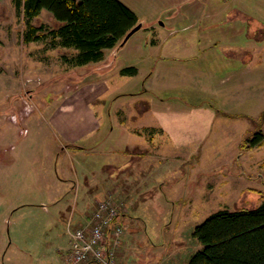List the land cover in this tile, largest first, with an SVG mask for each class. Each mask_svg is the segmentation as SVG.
<instances>
[{"label": "rangeland", "instance_id": "374dc122", "mask_svg": "<svg viewBox=\"0 0 264 264\" xmlns=\"http://www.w3.org/2000/svg\"><path fill=\"white\" fill-rule=\"evenodd\" d=\"M120 1L138 16L142 29L124 48L108 51L102 63L81 69L73 76L77 68L70 61L77 52L62 48L59 39L48 35L42 42L25 44L28 27L15 1L0 0V264H66L68 231L75 230L81 221V225L87 223L92 214L81 220L78 208L72 206L76 186L71 182L60 183L57 168L59 176L67 172L74 183L79 177V203L88 187L87 179L81 181L83 170L95 175L102 185L118 184L128 193L124 198L127 209L123 207L126 213L121 217L124 236L117 264H188L202 248L193 233L208 217L226 209L254 210L264 202V144L245 148L246 141L255 133H264V0ZM196 7L211 12L185 13ZM190 23L199 32H207V40L202 41L195 56H199V49L209 48L206 55L201 61L190 60L191 64H171L176 68L170 67L164 81L159 78L155 83L158 87L152 88L165 101L166 112L173 110L184 115L182 129L191 128V134L171 135L169 140H176L175 148L166 142L161 174L153 168L142 181L133 178L131 185L123 179L106 181L96 173L112 163L102 149L86 154L60 151L62 138L49 124V109L46 111L44 107L57 98L60 88L76 85L77 78L83 84L101 81L99 71L112 64L113 69L135 67L139 74L130 79L121 74L101 84L97 88H102L105 94H111L113 87L123 88L127 93L147 89L141 80L156 64L160 67L157 61L160 51L151 46L157 37L154 31L172 36L171 33L181 30L187 35ZM31 24L44 26L46 34L60 25L46 11ZM163 45L160 49L164 52L180 55L195 50L194 46L184 49L181 45L176 51ZM237 49L259 52L248 51L249 54L244 52L233 61L227 60L225 53ZM236 68L245 71L244 88H227L229 84L235 85L236 79L219 88L220 80ZM103 97L104 101L108 98ZM123 98L118 100L117 107L130 103L120 109L123 111L120 116L140 117L150 111L153 102L157 106L156 101L146 104L136 103L137 99L131 102V96ZM113 102L112 98L106 100L107 114ZM17 103L20 113H33L35 119L31 117L32 121L26 125L18 123L14 117ZM199 105L209 110L215 107L229 116L216 121L212 115L213 132L225 124L226 128L207 143L201 136L206 124L200 121L194 126L192 121L195 109L191 107ZM117 162V166L125 165L123 161ZM43 165L46 174L40 168ZM183 176L186 180L177 183ZM46 179L49 185H41ZM59 190L70 194L67 199L69 208L76 211L74 217L64 209L65 198L57 206L50 204ZM94 195L91 192L87 197ZM38 202L48 203V209L32 205Z\"/></svg>", "mask_w": 264, "mask_h": 264}, {"label": "crops", "instance_id": "0c3cea01", "mask_svg": "<svg viewBox=\"0 0 264 264\" xmlns=\"http://www.w3.org/2000/svg\"><path fill=\"white\" fill-rule=\"evenodd\" d=\"M210 12V10L208 11L203 7H196L188 9V11L185 13H205L208 15V13ZM189 26L190 31L187 33V35H183L184 33H181V30H179L175 34L171 33L172 36H162L159 35L157 31H154V35H157V37L153 38L151 46L153 48H158V50L160 51V55L157 53L159 56L157 61L158 63H160V67L158 68V65L156 64L154 66V69L148 72L145 78L141 80L143 88H146L147 85V89H144L137 93H127L128 91L126 92V90H124L123 88L113 87V89L111 90V94H105V91L102 88L97 87H101V84H105L106 82L110 81V79H112L113 77L121 75L122 70L127 68H135L118 67L116 69H113L114 66L110 64L107 69H101L99 71L98 74L100 75V78H103L101 81L83 84L80 83V79L77 78L75 80L76 85H72L71 87H66V85L65 88H60V93L56 96L57 98L54 99L53 102H51V104H43L46 111H48L47 109H49V124L53 126L56 131H58L62 138L61 144L59 143L60 151H78L79 153L86 154L92 153L93 151L98 149H102V151H104L105 154L110 158L109 160H111L112 163L109 166L108 164H105L102 170L96 171V173L99 174L101 178H104L106 181L112 180L116 182L123 179L125 183L131 185L134 180L137 182L142 181L146 176L145 174H150L153 171V168L155 169V173L161 174L160 167L165 162L166 156L164 155V153L165 148L168 146L166 145V142L172 143L170 144V147L175 148L176 140H169L171 135H183L184 133L191 134V128L189 129V131L182 129L181 116L184 115H180V112L173 110L170 112H166L164 108L165 101L163 99L161 100L158 95L154 94V89L152 88L158 87H155V83L159 78L164 81V78L165 76H167V71L170 67L176 68V66H170L171 64L176 65L177 62L191 64L190 60L201 61L202 58L206 55L207 49L209 48L199 49V56H195V54H197L196 49L201 48L203 43L202 41L207 40V32H199L195 29V24L190 23ZM184 29L185 27L182 30L184 31ZM170 37H172V40L169 39ZM163 44L170 45L172 49L174 48V50L176 48H179V46L181 45L185 46L184 49H187V46H189V48L194 46L195 50H193V52L188 53V55H180L177 53L170 52L168 53L160 49L161 46L165 47ZM253 44L255 43H252V45ZM120 49L121 48L119 47L114 48L112 50H105L104 58L108 51L116 52V50ZM67 50L73 51L74 49ZM74 51L78 53V51ZM248 51L250 52V54H256L257 52H259V50L257 51V49H237V52L229 50L228 53H225V57L227 60L233 61V59L241 57V54H243L244 52H247L249 54ZM251 60H253V58ZM102 62L103 61L99 63H91L83 67H75L77 68V70H75V72H72V75H78L81 69H85L92 65L100 64ZM164 65L168 67L166 68V66L164 67ZM241 67H244V65H242ZM244 73V69L239 70L238 68H236L235 72L229 73V76H226L225 79H223V77L222 80H220L221 83L219 82V88L220 86L232 82L233 79H236L235 85L229 84L227 88H244ZM138 74L139 71L137 69L136 75L128 77L130 79L136 77ZM239 79L241 82L240 85ZM102 94L108 97L107 99L111 100L112 98V101H114L113 105L111 106V112L114 110L113 113L110 112L109 114H107V99L104 101V97ZM137 94H140V96L137 97ZM125 96H131V102L137 99L136 103L141 102L148 104L149 102L151 103L153 101H156L157 106L154 107L153 102L150 106V111H146L144 115L140 117L120 116V114L123 112L122 110L127 107V103H130L126 102L125 104H118L117 107L118 100H123V97ZM150 98H152L153 100L150 101ZM160 101L163 104L159 105ZM206 108L207 107L203 105L191 107V109H195L194 118L192 120L194 121V126L199 125L201 123L200 121H203V123L206 124L205 132L203 133V135H201L202 141L205 140V143H207L213 137V135H216L217 138L219 135H221L222 129L226 128L225 124L221 130H216V132H213V127H211L212 125L210 124V122L212 121V115L216 116V121L219 117L229 119V116L223 114L222 111L215 109V107L211 108V110H214L215 113ZM20 109L21 107L19 103H17V109L16 113L14 114V117L18 123L21 122V124L23 125V122H25L26 125L28 122L35 119L33 113L30 115H26L22 112L20 113ZM31 117H33L32 120L30 119ZM233 118L234 116L232 117V119ZM191 123L189 125H191ZM193 129H195V127ZM208 131L210 133H208ZM194 134L196 135L197 133L194 132ZM107 141L109 142L108 144H106ZM130 156L132 158V161L129 158ZM118 160H120V163L121 161H123L125 165L117 166ZM40 168L42 169L43 173H47V171H45L44 165ZM84 172L85 170H83L82 172L83 177L81 181L87 179L88 187L86 194L81 199L82 201L79 203L80 200L79 198H77V195L79 194L78 186L79 184H81V182L79 181V177L76 176L77 183H74L69 179V175L67 174V172L64 173L65 176H59L58 168L56 170V177L60 183L64 185L68 184L69 182L75 184L77 191L76 194L73 195L74 199L72 201V206L73 208H76V210L78 208V213L80 214L81 220L84 217L86 219L88 218V216H91V214H93L96 210L97 204L100 201L107 199L108 197L114 198L124 208L127 209L124 198L128 193L124 188H120L118 184L114 186V183L109 186H107V184L102 185V182L98 181L95 175H91L87 172ZM136 174H138V176ZM133 178L134 180H132ZM185 180L186 176L180 177V179L177 180V183L183 182ZM41 185L48 186L49 181H47L46 179L41 183ZM100 185L104 187L100 188ZM65 192L66 190H59L58 194L55 195L50 204H53V206H57V204L62 203L65 198L66 201L64 209H66V211L69 213V216L71 214V216L74 217V215H76V211H73L72 207L69 208L67 199L70 194H68V192ZM91 192L95 195L92 197L90 196L88 198L87 195ZM32 205L42 206L44 209H48V203L45 202L33 203ZM81 223L82 221L79 223V225H81ZM68 234L69 240L66 249V264L70 252V230L68 231ZM61 254L63 253L61 252Z\"/></svg>", "mask_w": 264, "mask_h": 264}, {"label": "trees", "instance_id": "16d2710c", "mask_svg": "<svg viewBox=\"0 0 264 264\" xmlns=\"http://www.w3.org/2000/svg\"><path fill=\"white\" fill-rule=\"evenodd\" d=\"M27 24L25 44L42 42L47 35L60 46L78 51L70 63L83 67L104 60V51L119 48L127 34L140 22L120 0H14ZM43 11L60 25L48 34L32 21ZM134 76L136 68L122 70ZM264 133H255L245 148L261 147ZM125 214L122 213V216ZM201 245L188 264H264V202L254 210H221L208 217L194 233Z\"/></svg>", "mask_w": 264, "mask_h": 264}, {"label": "built area", "instance_id": "2783aa9c", "mask_svg": "<svg viewBox=\"0 0 264 264\" xmlns=\"http://www.w3.org/2000/svg\"><path fill=\"white\" fill-rule=\"evenodd\" d=\"M123 212V206L112 197L100 201L87 223L70 230L67 264H117L124 236Z\"/></svg>", "mask_w": 264, "mask_h": 264}, {"label": "water", "instance_id": "95a60500", "mask_svg": "<svg viewBox=\"0 0 264 264\" xmlns=\"http://www.w3.org/2000/svg\"><path fill=\"white\" fill-rule=\"evenodd\" d=\"M163 25V24H162ZM143 27L142 23H139L134 29H132L127 36L124 38L123 42L121 43V45L119 46L120 48L124 47L127 42L137 33L139 32Z\"/></svg>", "mask_w": 264, "mask_h": 264}]
</instances>
